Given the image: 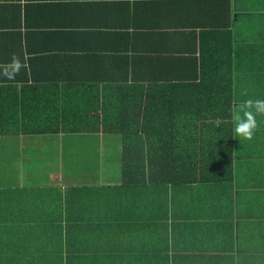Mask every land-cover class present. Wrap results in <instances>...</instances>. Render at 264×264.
Returning a JSON list of instances; mask_svg holds the SVG:
<instances>
[{
  "label": "crops",
  "instance_id": "crops-1",
  "mask_svg": "<svg viewBox=\"0 0 264 264\" xmlns=\"http://www.w3.org/2000/svg\"><path fill=\"white\" fill-rule=\"evenodd\" d=\"M220 38L231 50V149L220 147L227 123L211 117L223 92L196 81L211 76ZM13 54L24 66L10 80ZM262 76L264 0H0V264H264V148L242 150L232 120L254 94L246 81ZM40 93L80 123L155 112L167 128L159 140L197 143L208 160L230 152L232 168L222 181L209 163L208 181L124 185L120 134L31 132ZM66 212L113 225L78 248L85 232Z\"/></svg>",
  "mask_w": 264,
  "mask_h": 264
},
{
  "label": "trees",
  "instance_id": "trees-1",
  "mask_svg": "<svg viewBox=\"0 0 264 264\" xmlns=\"http://www.w3.org/2000/svg\"><path fill=\"white\" fill-rule=\"evenodd\" d=\"M217 40V37H213ZM215 47H212L207 54L214 60L210 61V73L211 76L201 75L200 81H197L198 88H220L223 92L217 95V89L212 95L214 99L221 98L225 99L221 103L223 104L218 111H215L211 115L213 119H221L227 123L228 127V139L225 144L221 143L220 147L224 145L229 146L231 149L232 143V131L230 118H231V50L230 42L227 38L218 39ZM202 68H206L205 63L201 62ZM225 94V95H224ZM32 110L28 113L30 117L34 118L35 126L31 132L36 135H42L46 133H57L62 129L65 132L75 133L81 130H88L91 126H97V132L120 134L122 140V160H121V171L120 180L124 185L138 186L139 183H162V185H189V183H200L202 181H208L213 178V173H209L208 164H214V174H217L215 170L217 167L221 168V176H216L218 180L226 176V171L232 168V155L230 152L222 151L221 155L215 156L214 160H208L207 158L200 156L197 149L198 144H188L181 141L163 142L159 140L158 136H162L163 130H167L163 126L162 118L155 114V112L149 110H126V111H102L101 118L95 117L88 121H83L77 118V112L75 110H69L66 108L59 107L55 110L52 109V102L50 98L40 94H34ZM229 102L225 106V101ZM35 102V103H34ZM88 112H84L87 115ZM158 113V112H156ZM117 114L118 118H112L110 115ZM179 116V114H176ZM126 118H132L130 120ZM137 121L142 122L143 125H128ZM158 120V121H157ZM160 121V122H159ZM159 122L161 125H154ZM134 126V127H133ZM231 136V137H230ZM223 141L225 138H222ZM139 146V147H138ZM133 147V148H132ZM195 148L194 156H190L189 149ZM231 151V150H230ZM177 158V159H176ZM176 159V165L178 168L173 172V160ZM141 163V167L139 166ZM204 168L206 172H204ZM210 177V178H209ZM67 178L71 181L78 179V174L67 175ZM64 178V181H69ZM68 222L75 223L79 233L85 232L84 239L81 244L75 242L78 248L83 247L91 236L92 232H98L107 230L112 227V223L108 220H99L95 216L89 217V212L84 216L78 218L74 214L66 212ZM53 225V224H52ZM51 225V226H52ZM59 225V224H57ZM52 228V227H51ZM47 228L48 230H52Z\"/></svg>",
  "mask_w": 264,
  "mask_h": 264
},
{
  "label": "clouds",
  "instance_id": "clouds-1",
  "mask_svg": "<svg viewBox=\"0 0 264 264\" xmlns=\"http://www.w3.org/2000/svg\"><path fill=\"white\" fill-rule=\"evenodd\" d=\"M24 66L20 57L13 54L10 66L5 68L3 75L7 79H14ZM264 116V100L248 99L233 108L232 120L234 124V133L246 140L254 139L255 132L258 128L257 116Z\"/></svg>",
  "mask_w": 264,
  "mask_h": 264
},
{
  "label": "rangeland",
  "instance_id": "rangeland-1",
  "mask_svg": "<svg viewBox=\"0 0 264 264\" xmlns=\"http://www.w3.org/2000/svg\"><path fill=\"white\" fill-rule=\"evenodd\" d=\"M261 67L263 69V65L261 64ZM246 82H253V86H252V92H254V94H251V96L249 97V99H261L264 100V76L260 77V78H255V77H250ZM257 121H258V128L255 132V136L254 139L256 140L254 143L252 142V140H246L244 138H242V142H239V147L242 148V150H249L252 145L254 146V149L258 150L259 153H261L263 151L264 148V116H257L256 117ZM189 154L190 156H194V151L193 148L189 149ZM47 228H44V233L45 231H47ZM36 234H38V231L36 230ZM51 241H56L55 238H52ZM55 250H56V255L54 256L55 260L57 258H61V252L65 251V246H64V240H63V236L60 234L58 236V242H56L54 244Z\"/></svg>",
  "mask_w": 264,
  "mask_h": 264
}]
</instances>
